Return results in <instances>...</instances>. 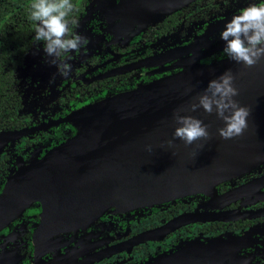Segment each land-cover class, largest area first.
<instances>
[{"label":"flooded vegetation","instance_id":"af4514ba","mask_svg":"<svg viewBox=\"0 0 264 264\" xmlns=\"http://www.w3.org/2000/svg\"><path fill=\"white\" fill-rule=\"evenodd\" d=\"M125 2L72 0L70 27L89 43L65 55V77L34 40L33 0H0V264H160L175 253L167 264H201L191 253L217 240L223 263L264 264V160L210 191L128 210L87 198L83 175H55L50 157L75 135L76 115L228 58L225 23L264 0H189L144 26Z\"/></svg>","mask_w":264,"mask_h":264},{"label":"water","instance_id":"95a60500","mask_svg":"<svg viewBox=\"0 0 264 264\" xmlns=\"http://www.w3.org/2000/svg\"><path fill=\"white\" fill-rule=\"evenodd\" d=\"M225 71H231L239 90L234 99L249 109L243 134L227 140L217 133L223 121L215 113L186 110ZM177 113L200 119L208 126L209 139L192 145L173 140ZM75 127L72 139L50 157L55 175H83L86 180L78 182L88 185L87 198L102 199L103 207L128 210L206 192L264 160V59L251 68L229 57L185 64L150 84L89 105Z\"/></svg>","mask_w":264,"mask_h":264},{"label":"clouds","instance_id":"9594fccd","mask_svg":"<svg viewBox=\"0 0 264 264\" xmlns=\"http://www.w3.org/2000/svg\"><path fill=\"white\" fill-rule=\"evenodd\" d=\"M30 8V18L35 22L34 40L43 42L44 52L52 57L50 63L56 65L61 76H68L71 65L64 60L65 55L78 52L89 43L87 37L70 27L77 23L68 18L74 11L72 0H33ZM220 38L225 42L223 52L236 63L251 68L264 59V2L240 9L225 23ZM238 95L234 76L231 71H225L210 80L203 92L192 98L186 110L215 113L223 121V126L217 129L219 137L233 139L241 136L248 126L249 109L234 99ZM174 120L177 126L173 140L192 145L198 140L209 139L208 126L200 119L177 113Z\"/></svg>","mask_w":264,"mask_h":264},{"label":"rangeland","instance_id":"374dc122","mask_svg":"<svg viewBox=\"0 0 264 264\" xmlns=\"http://www.w3.org/2000/svg\"><path fill=\"white\" fill-rule=\"evenodd\" d=\"M126 5L130 6L129 9H132L131 16L134 18H138L133 21L136 22L137 25H146L148 23H153L159 20L164 13L171 11L175 6V4L179 7L186 3L189 0H125ZM131 1V2H130ZM185 63V61H183ZM178 72V71H177ZM79 115V114H78ZM73 118V122L77 124V116ZM212 190V189H211ZM210 191V190H207ZM210 253L208 254L209 250ZM196 250V249H195ZM193 251L191 253L193 259H200L201 264H225L222 262V257L226 253V247L224 246V241H214L210 246L203 248L198 251ZM216 254L213 256L211 252H215ZM175 259L177 261V256H168L165 257V260Z\"/></svg>","mask_w":264,"mask_h":264},{"label":"trees","instance_id":"16d2710c","mask_svg":"<svg viewBox=\"0 0 264 264\" xmlns=\"http://www.w3.org/2000/svg\"><path fill=\"white\" fill-rule=\"evenodd\" d=\"M150 84V83H149ZM145 86V85H144ZM137 88H139V87H137ZM137 88H135V89H137ZM132 90H134V89H132ZM132 90H130V91H132ZM129 92V91H128Z\"/></svg>","mask_w":264,"mask_h":264}]
</instances>
